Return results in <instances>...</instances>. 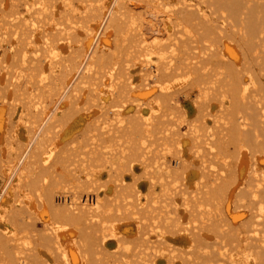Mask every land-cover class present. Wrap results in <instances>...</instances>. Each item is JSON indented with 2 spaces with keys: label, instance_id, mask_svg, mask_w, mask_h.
Listing matches in <instances>:
<instances>
[{
  "label": "bare ground",
  "instance_id": "6f19581e",
  "mask_svg": "<svg viewBox=\"0 0 264 264\" xmlns=\"http://www.w3.org/2000/svg\"><path fill=\"white\" fill-rule=\"evenodd\" d=\"M0 264H264V0H0Z\"/></svg>",
  "mask_w": 264,
  "mask_h": 264
},
{
  "label": "rangeland",
  "instance_id": "374dc122",
  "mask_svg": "<svg viewBox=\"0 0 264 264\" xmlns=\"http://www.w3.org/2000/svg\"><path fill=\"white\" fill-rule=\"evenodd\" d=\"M104 43H106L105 40H103ZM182 100H180V103H182L184 106L186 105V103L183 101L181 102ZM248 153L246 152L245 153V156L247 155ZM246 161V157L244 158ZM243 161V162H244ZM262 162L259 161L258 164L260 165ZM246 164V162H245ZM243 170V166H241V171ZM140 183H143V181L141 180ZM220 211H221V214H225L226 218L228 219L229 223L230 224H233V225H237V223L235 221H237L239 219V214L236 212V211H233L232 209V205L230 203V199L229 198H226L222 201L221 203V208H220ZM41 227V223L39 221H36V223L34 224L33 228H40ZM174 241L179 244L180 243V240H179V237L178 236H175L174 237ZM239 251V250H238ZM235 260V259H233Z\"/></svg>",
  "mask_w": 264,
  "mask_h": 264
}]
</instances>
